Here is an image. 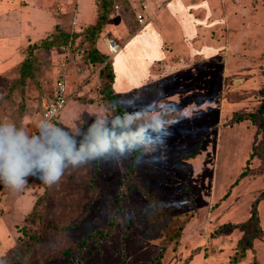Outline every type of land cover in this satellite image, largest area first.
I'll list each match as a JSON object with an SVG mask.
<instances>
[{"label": "rangeland", "instance_id": "obj_1", "mask_svg": "<svg viewBox=\"0 0 264 264\" xmlns=\"http://www.w3.org/2000/svg\"><path fill=\"white\" fill-rule=\"evenodd\" d=\"M101 1L0 0V136H19L33 165L28 183L5 186L0 198V264H264V127L232 118L256 113L264 98V0H183L195 27L184 55L178 25L162 16L170 0H110L93 41ZM149 24L168 26L166 60L153 61L154 28L123 63L125 44L109 53L110 41L125 43ZM91 46L105 62H88ZM113 60L121 88L129 74L130 83L147 76L126 92L112 85L142 147L128 180L130 149L118 150L123 137L102 129L115 117L104 93ZM63 72L67 106L43 127ZM101 133L111 149L73 164ZM50 151L65 168L48 186L39 178ZM157 202L175 215L170 223L153 220ZM94 234L102 239L83 244Z\"/></svg>", "mask_w": 264, "mask_h": 264}, {"label": "clouds", "instance_id": "obj_2", "mask_svg": "<svg viewBox=\"0 0 264 264\" xmlns=\"http://www.w3.org/2000/svg\"><path fill=\"white\" fill-rule=\"evenodd\" d=\"M135 145V140L129 137L127 144L117 141L116 147L121 152L130 149ZM112 147V142L104 134L94 136L86 151L75 155L72 163L85 158V156H100L108 152ZM0 170L4 176L2 181L6 187L20 188L28 183V176L31 172L32 164L25 151V145L19 136L13 135L11 129H6V134L0 136ZM41 167L44 175L39 179L46 185L51 186L61 180L64 172V156L56 151L44 153L41 157Z\"/></svg>", "mask_w": 264, "mask_h": 264}, {"label": "trees", "instance_id": "obj_3", "mask_svg": "<svg viewBox=\"0 0 264 264\" xmlns=\"http://www.w3.org/2000/svg\"><path fill=\"white\" fill-rule=\"evenodd\" d=\"M109 3H110V0H102L100 3V12L98 15V20H97V22L93 28L94 30L92 33L93 41L95 40L96 36L101 31L104 24L106 23L108 13L110 12V7H109L110 4ZM85 58L90 63L100 64V63H103L106 61L107 56L105 54H100L94 47L91 46V49L89 52H87ZM106 65L108 67V71H107V73H108V81H107L108 85L104 89V93H105L106 99L111 104L113 112L115 113V117L112 121H109L105 126H103L102 129H104L105 131H108L109 133L116 132V133L120 134L123 137L126 144L129 142V137H131L132 139L135 140V145L130 148V160H129V164H128L126 172H125L126 178H124V179L128 180L130 178V175H132L134 173V169H135L134 166H135L136 161L142 157V154H143L142 153V147H141L140 143L137 141V139L131 134L130 129H128L127 125L124 124L125 120L127 119V116L125 114L124 109L120 106L118 100L116 99L115 92L112 88V85L114 83V74H113V70H112L113 67L110 65L109 62L106 63ZM65 78H66V76H65ZM55 82H56V80H55ZM51 93H52V90H51ZM51 95L52 94H50V96ZM68 96H69V94L66 92L65 97L67 99L66 100L67 102L64 105V107L62 108V110L60 111L59 115L56 117V119H54L53 125L55 122H57L58 118L60 117V115L62 114L64 109L66 108L67 103H68ZM44 106H45V104H44ZM44 106H43V108H44ZM232 118H233V122L242 121V120H249L253 124H256L259 128L264 127V98L262 100L260 108L258 109V111L256 113L235 114ZM98 131L99 130H97L96 132L98 133ZM91 142L92 141H89V144ZM243 174H244V172H243ZM141 192H143L144 194H146L148 196L152 193V190L146 188V189H142ZM153 200H156V198H154ZM117 201H120V198H117ZM161 205H162V203H160V202H157V204L155 205L156 213H155L153 220L154 219L158 220L159 218H161V219L165 220L166 223H170V219L172 218V216H175V215H172V214L167 215L166 212L161 213V211H162V210H160ZM175 221L176 220H174V222ZM177 230H180V227ZM92 239H95V240L102 239V234H101V236L96 235V234L88 235L86 237V240L83 241V244L84 243L86 244L89 240H92ZM241 250H243V248H241ZM13 263L18 264L19 262L13 261ZM79 264H82V261H80Z\"/></svg>", "mask_w": 264, "mask_h": 264}, {"label": "crops", "instance_id": "obj_4", "mask_svg": "<svg viewBox=\"0 0 264 264\" xmlns=\"http://www.w3.org/2000/svg\"><path fill=\"white\" fill-rule=\"evenodd\" d=\"M176 3V5H177V7H180V8H177V10L176 11H173L172 10V3ZM185 4H184V1L183 0H170V1H168L167 3H166V6H165V9L164 10H162L163 11V15L162 16H164V18H165V20H164V22H167L169 25H173V23H176L177 25H178V30H179V35L181 36V41L183 42V45H182V43H181V47H182V49H181V54L182 55H184V54H186L187 53V51H188V47H185V43H184V39L187 37V38H191L192 37V35L194 34V29H195V27L194 26H192V24H191V21L189 20V18H188V16L186 15V11L184 10L185 9V6H184ZM166 11H168L169 12V15H168V13L166 12ZM186 12V13H185ZM176 17H180V18H177L176 19ZM181 18L183 19V21H185L186 22V27H191L192 28V32H188V31H185V29H184V25H183V23H181L182 22V20H181ZM181 21V22H180ZM170 22V23H169ZM166 23V24H167ZM148 25V24H147ZM148 28H145V32H141V33H139V34H137V35H133L132 37H130L124 44V48L122 49V53H121V56H120V59L119 60H117V61H122L123 59H127L126 58V56L128 55V50H132L133 48H135V39L136 38H138L140 35L141 36H143V34L144 33H147V30L150 28V29H155L156 30V32L158 33V38H159V43H158V45L157 44H155V47H156V45H157V50L158 51H160V55L159 56H157V53H155V55H156V57H154L153 58V61H161V60H166L167 58H168V56L165 54V52H162L161 50H162V45H163V43L165 42V38H164V35H165V33H166V31L168 30V26H164L163 28H158V27H156L155 25H153V26H151V24H149V26H147ZM153 29V30H154ZM161 30H165V32H162ZM193 33V34H192ZM150 39V37L147 39V41ZM143 43H145L146 45H147V47H148V43L146 42V40H144L143 41ZM187 44V43H186ZM144 47H146L145 45H144ZM150 49V48H149ZM151 50V49H150ZM141 52H144V56H146L147 54H148V48H143V50L141 51ZM168 52V51H167ZM129 57V56H128ZM146 59H144V61H145ZM124 61V60H123ZM123 61H122V63H123ZM153 61H151L150 63H152ZM141 62V64L142 63H144V62H142V61H140ZM148 62V61H147ZM113 74H114V84H113V87L115 88H117V92H119V93H122V92H126V91H129V90H133V89H135V88H138V87H140L142 84H143V82H144V80H145V78L147 77V76H141V79L140 80H137V82L136 83H134V82H131L130 83V81H128V77H130V74L128 75V76H126V80H127V85H125V86H122V88L120 87V86H118V85H116V81H117V79H118V75H119V73H120V62L118 63H116V62H114V60H113ZM125 63V66H127V69H126V71H128V62L126 61V62H124ZM150 63L148 64V63H146V64H148V66L150 65ZM179 65V64H178ZM123 66V65H122ZM177 69H178V67H177ZM181 69V68H180ZM140 68H138L137 69V71H136V74L137 75H139V72H140ZM136 75V76H137ZM130 78H132V77H130ZM129 78V79H130ZM115 91V92H116ZM116 92V93H117Z\"/></svg>", "mask_w": 264, "mask_h": 264}, {"label": "built area", "instance_id": "obj_5", "mask_svg": "<svg viewBox=\"0 0 264 264\" xmlns=\"http://www.w3.org/2000/svg\"><path fill=\"white\" fill-rule=\"evenodd\" d=\"M138 21L142 23V18H138ZM110 45L107 46V49L109 53L114 54L119 48L124 44L122 42L115 43L113 41H110ZM65 73L59 74V76L56 79L52 95L50 99L46 100L45 106L43 108L42 112V119H43V127H46V125L50 122L56 119V117L59 115L60 111L66 104V80H65ZM4 180V176L2 172H0V198L4 194V188L5 184L2 182Z\"/></svg>", "mask_w": 264, "mask_h": 264}, {"label": "bare ground", "instance_id": "obj_6", "mask_svg": "<svg viewBox=\"0 0 264 264\" xmlns=\"http://www.w3.org/2000/svg\"><path fill=\"white\" fill-rule=\"evenodd\" d=\"M122 46H123V45H122ZM122 46L119 48V50L122 48ZM119 50H117L115 53H117ZM115 53H114V54H115Z\"/></svg>", "mask_w": 264, "mask_h": 264}]
</instances>
